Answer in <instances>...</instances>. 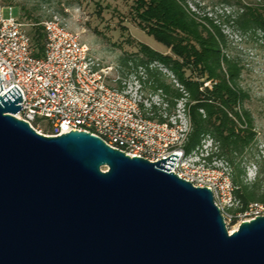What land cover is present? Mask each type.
I'll use <instances>...</instances> for the list:
<instances>
[{"label":"water","instance_id":"obj_1","mask_svg":"<svg viewBox=\"0 0 264 264\" xmlns=\"http://www.w3.org/2000/svg\"><path fill=\"white\" fill-rule=\"evenodd\" d=\"M21 101L0 96V264H264V216L229 233L212 192L169 171L177 154L37 133Z\"/></svg>","mask_w":264,"mask_h":264},{"label":"built area","instance_id":"obj_2","mask_svg":"<svg viewBox=\"0 0 264 264\" xmlns=\"http://www.w3.org/2000/svg\"><path fill=\"white\" fill-rule=\"evenodd\" d=\"M5 7L7 16L3 15ZM14 10L0 2V96L14 85L19 89L22 107L16 118L47 136L86 131L126 155L150 162L177 154L169 171L212 192L227 229L234 227L229 233L243 221L264 216V202L241 204L227 167L201 158L199 145L186 152L187 123H178L175 116L157 119L150 103L142 101L132 84L120 83L110 67L91 55L78 32L69 30L58 17L43 20L44 50L35 56L26 30L31 23ZM41 119L48 122L47 130Z\"/></svg>","mask_w":264,"mask_h":264},{"label":"rangeland","instance_id":"obj_3","mask_svg":"<svg viewBox=\"0 0 264 264\" xmlns=\"http://www.w3.org/2000/svg\"><path fill=\"white\" fill-rule=\"evenodd\" d=\"M199 19L208 18L226 37L223 53L238 69L237 85L244 92L238 110L248 112L254 140L243 156L233 153L230 157L220 148L211 132L201 135L198 154L210 164L216 162L227 167L232 174L240 170L239 179L252 191L260 187L264 192V36L254 25V14L264 8V0H183ZM12 5L20 19L41 25L45 19L58 17L66 27L80 34L81 41L89 47L91 55L101 65L110 67L111 74L120 83L126 81L137 89L142 101H148L157 118L176 117L178 123H187L189 129L183 144L191 132L188 116L189 100H176L160 86L177 83L172 70L169 47L158 43L147 31L140 28L132 9L133 0H0ZM3 15L7 16L4 8ZM139 44L148 48L142 50ZM163 57L168 59L164 60ZM170 61L166 63L165 61ZM205 81L204 85H210ZM175 107L170 109V102ZM158 119V118H157ZM47 130L48 122L39 120ZM245 125V124H244ZM197 145V146H198ZM195 146V147H197ZM194 147V148H195ZM202 153V154H201ZM105 169V168H104ZM257 181V184H253ZM259 201V200H250ZM260 202V201H259ZM234 227L229 226V231Z\"/></svg>","mask_w":264,"mask_h":264},{"label":"trees","instance_id":"obj_4","mask_svg":"<svg viewBox=\"0 0 264 264\" xmlns=\"http://www.w3.org/2000/svg\"><path fill=\"white\" fill-rule=\"evenodd\" d=\"M132 9L140 28L158 43L169 47L174 58L171 68L178 85L162 82L160 86L166 92L169 90L176 100H189L187 111L191 132L184 145L186 152L200 143L202 134L211 132L230 157L233 158V153L243 156L255 133L248 112L237 109L245 94L236 83L238 69L223 53L226 37L220 28L206 17L199 19L183 0H133ZM250 13L254 14V25L264 36V8ZM26 30L31 37L33 54L41 56L45 40L43 27L31 23ZM142 45L139 44L142 50L155 55ZM165 62L170 63L169 60ZM208 80L211 84L204 85ZM170 103V109H173L175 102ZM157 118L164 121L161 116ZM240 174L241 171L236 170L232 180L241 204L246 205L250 200L264 202L260 187L248 190L239 179Z\"/></svg>","mask_w":264,"mask_h":264}]
</instances>
